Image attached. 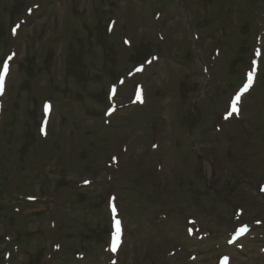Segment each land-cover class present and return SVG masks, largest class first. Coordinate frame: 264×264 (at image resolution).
Instances as JSON below:
<instances>
[{
	"label": "rangeland",
	"instance_id": "374dc122",
	"mask_svg": "<svg viewBox=\"0 0 264 264\" xmlns=\"http://www.w3.org/2000/svg\"><path fill=\"white\" fill-rule=\"evenodd\" d=\"M153 1L0 0V70L11 58L0 93V264H111L112 194L131 232L118 264H217L224 254L264 264V41L260 89L241 117H221L237 86L225 83L243 71L237 36L264 40V0H230L221 12L226 0ZM153 53H165L160 64L127 76ZM114 82L122 107L111 116ZM136 85L143 106L131 104ZM48 100L49 146L39 127ZM257 220L242 248L229 245L235 225Z\"/></svg>",
	"mask_w": 264,
	"mask_h": 264
},
{
	"label": "snow or ice",
	"instance_id": "6c2138e0",
	"mask_svg": "<svg viewBox=\"0 0 264 264\" xmlns=\"http://www.w3.org/2000/svg\"><path fill=\"white\" fill-rule=\"evenodd\" d=\"M5 70H6V66H5ZM0 79H2V77H0ZM236 100H239V97H236ZM236 107H235V103L233 104V111H236ZM113 211H115V208H113ZM116 229H117V236L119 235V231H120V221L117 220L116 222Z\"/></svg>",
	"mask_w": 264,
	"mask_h": 264
}]
</instances>
